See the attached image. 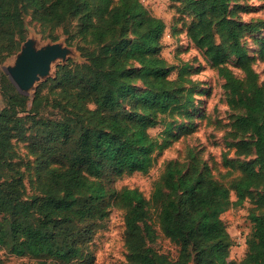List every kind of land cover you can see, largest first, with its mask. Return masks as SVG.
<instances>
[{"label":"trees","instance_id":"16d2710c","mask_svg":"<svg viewBox=\"0 0 264 264\" xmlns=\"http://www.w3.org/2000/svg\"><path fill=\"white\" fill-rule=\"evenodd\" d=\"M173 1L193 17L188 38L217 68L230 106L240 110L232 122L236 153L255 157L236 160L241 174L228 186L209 177L205 165L167 162L152 198L161 199L158 224L178 249L174 259L161 256L146 244L139 223L144 197L112 182L124 173L147 172L155 151L168 143L150 136L148 126L174 111L188 114L193 101L188 65L172 79L173 66L160 54L164 20L141 0H0V64L24 40L26 8L52 39L58 28L68 44L75 38L84 59L58 65L31 99L0 68V177L12 138L28 140L38 163L47 166L42 196L24 200L7 190L11 184L0 186V248L37 264H82L99 221L118 205L127 208L126 264H264V213H249L251 231L239 261L229 258L230 236L220 217L246 198L264 206V87L241 44L252 26L229 16L230 0ZM230 56L243 76L227 66ZM48 104L59 118L35 116Z\"/></svg>","mask_w":264,"mask_h":264},{"label":"rangeland","instance_id":"374dc122","mask_svg":"<svg viewBox=\"0 0 264 264\" xmlns=\"http://www.w3.org/2000/svg\"><path fill=\"white\" fill-rule=\"evenodd\" d=\"M145 6L156 16L162 18L165 29L161 35L160 54L173 66L169 77L177 76L178 68L186 63L187 77L194 84L193 101L188 105V114L161 115L150 124L147 131L150 136L168 143L161 150L154 153V160L147 172H131L116 176L112 185L136 188L145 199V215L139 218V223L145 237L158 254L174 259L177 256L176 242L162 230L157 221L161 199L152 198L155 184L162 180L167 162L175 160L187 168L189 163L206 166L209 177L223 185L240 176L237 159H253L254 154L244 156L237 154L233 142L237 137L233 134L232 122L234 115L240 110L229 104V91L225 80L218 73L203 50L198 48L187 36L186 28L193 22V17L183 10L180 2L173 0H143ZM229 16L243 23L251 24L242 37L241 44L251 56V63L257 74L258 83L264 87V0H230ZM75 20L71 29L75 30ZM56 39L42 31L38 23L31 18V9L24 12V40L12 54L6 56L0 64L1 70L9 76V68L13 66L16 55L28 38L35 39V46L58 43L63 53L52 63L48 75L39 77L25 93L29 99L36 87L48 78L56 75L57 66L70 59L73 63L82 62L83 56L77 48V40L72 44L66 42V34L61 28L52 31ZM227 66L241 77L242 70L237 66L235 58L227 59ZM12 82V80L10 79ZM15 86V84L12 82ZM16 87V86H15ZM54 96V95H53ZM52 98V95H49ZM5 100L0 94V109ZM30 106L28 103L27 108ZM21 114V113H19ZM35 116L57 119L60 111L45 105ZM30 125V118H27ZM167 129V131H166ZM32 134L31 129L26 131ZM239 138V137H238ZM7 166L1 172L0 186L24 200H31L34 196L44 194L47 182V166L38 163L36 156L29 149L28 140L11 139L9 156H6ZM230 161H233L230 163ZM184 168V169H185ZM166 193V190L163 189ZM165 195L161 198H164ZM231 200H235L234 191H230ZM127 208L111 205L108 214L99 221L91 240L87 243V256L82 264H126L127 248L125 243V214ZM264 213V206H257L252 199L246 198L242 203L231 205L220 214L225 229L230 236L229 258L239 261L245 254V239L251 231L249 213ZM0 264H37L36 259L16 256L8 248H0ZM69 264H79L77 261ZM189 264H192L191 262Z\"/></svg>","mask_w":264,"mask_h":264},{"label":"water","instance_id":"95a60500","mask_svg":"<svg viewBox=\"0 0 264 264\" xmlns=\"http://www.w3.org/2000/svg\"><path fill=\"white\" fill-rule=\"evenodd\" d=\"M62 53L58 43L36 47L32 38L26 39L9 68L10 79L17 90L27 93L39 77L48 75L51 63Z\"/></svg>","mask_w":264,"mask_h":264},{"label":"bare ground","instance_id":"6f19581e","mask_svg":"<svg viewBox=\"0 0 264 264\" xmlns=\"http://www.w3.org/2000/svg\"><path fill=\"white\" fill-rule=\"evenodd\" d=\"M34 41H35V39L34 38H32Z\"/></svg>","mask_w":264,"mask_h":264},{"label":"built area","instance_id":"2783aa9c","mask_svg":"<svg viewBox=\"0 0 264 264\" xmlns=\"http://www.w3.org/2000/svg\"><path fill=\"white\" fill-rule=\"evenodd\" d=\"M143 2V0H141Z\"/></svg>","mask_w":264,"mask_h":264}]
</instances>
